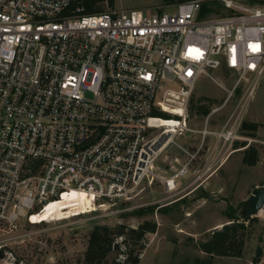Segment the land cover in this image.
<instances>
[{"label":"built area","instance_id":"2783aa9c","mask_svg":"<svg viewBox=\"0 0 264 264\" xmlns=\"http://www.w3.org/2000/svg\"><path fill=\"white\" fill-rule=\"evenodd\" d=\"M81 1L0 0V222L10 228L73 189L98 206L158 180L172 191L208 136L211 154L239 138L241 110L219 129L208 128L210 112L188 125L199 77L264 73V7L217 0L227 13L207 18L205 0L93 13ZM185 132L193 150L177 141ZM171 144L186 159L163 176Z\"/></svg>","mask_w":264,"mask_h":264},{"label":"rangeland","instance_id":"374dc122","mask_svg":"<svg viewBox=\"0 0 264 264\" xmlns=\"http://www.w3.org/2000/svg\"><path fill=\"white\" fill-rule=\"evenodd\" d=\"M180 1L115 0L113 6L142 8L148 12L168 11ZM234 1L264 7V1ZM203 2H212L211 6L218 9L204 17L227 13L217 0ZM251 86H254L253 92L247 97ZM198 104L210 108L209 129H219L231 115L241 110L239 138L222 149L217 146L212 154L211 150H206L207 157L203 161L197 157L192 159L187 173L177 178L176 188L172 191L165 190L158 180L152 186H146L130 202L116 201L98 206L92 198L75 195L64 202L69 210L60 219L54 216L43 221V209L39 213L30 211L33 220L20 218L15 228L0 222V264H80L88 234L95 225L113 227L124 223L136 227L144 220L154 221L156 230L145 234V245L135 264H208V260L210 264H264V206L252 216L250 223L245 221L248 225L243 232L245 241L240 257H210L199 248V243L218 228L216 225L220 228L229 222L225 212L230 207L231 212L240 217L243 203L253 187L264 182V73L242 75L227 68L209 69L199 77L191 91L188 125L192 128L201 127L205 118L196 112ZM194 135L185 132L177 137V141L193 150L197 145ZM212 138L207 137L204 148L209 147ZM248 147L256 150L258 160L255 165L243 161ZM166 153L158 160L159 173L163 176L171 172V165L179 167L186 159L174 144ZM175 156L179 163L174 161ZM213 156L217 158L213 160ZM206 165L210 166L207 171L204 170ZM138 209L143 212L137 213ZM120 240L117 237V241ZM257 246L262 248L263 254L260 261L254 263L252 258ZM125 258V253L112 251L106 261L107 264L113 261L132 264Z\"/></svg>","mask_w":264,"mask_h":264},{"label":"trees","instance_id":"16d2710c","mask_svg":"<svg viewBox=\"0 0 264 264\" xmlns=\"http://www.w3.org/2000/svg\"><path fill=\"white\" fill-rule=\"evenodd\" d=\"M114 3L115 0L81 1L84 13L102 11L107 7H113ZM211 3L203 2L201 4L200 15L218 12V9L212 7ZM209 111L210 108L206 105L198 104L196 106V112L201 116L207 115ZM257 160L254 148L248 147L245 149L243 161L246 164L255 165ZM141 211L143 212V210H136L137 213ZM225 215L229 222L223 223L220 228H214L208 237L199 243L200 250L206 252L210 257L214 255L240 257L242 255L245 241L243 232L248 225L245 224V221L250 223L252 217L240 218L231 212V207L229 211L225 212ZM155 230L156 223L152 220H144L136 227L124 223L113 227L95 225L88 234L86 249L80 264H107L106 258L112 251L125 253V261L135 264L138 261L140 250L145 245V234L155 232ZM117 237H120L121 240L117 241ZM262 254V248L257 246L252 262H259ZM207 263L210 264V260ZM112 264H119V262L113 261Z\"/></svg>","mask_w":264,"mask_h":264},{"label":"bare ground","instance_id":"6f19581e","mask_svg":"<svg viewBox=\"0 0 264 264\" xmlns=\"http://www.w3.org/2000/svg\"><path fill=\"white\" fill-rule=\"evenodd\" d=\"M75 195L93 199V195L86 193L84 190H74L73 189L70 192H66L62 194V196L59 197L58 199L50 201L44 208L45 211L43 212L42 220L49 221L52 215L57 217L56 219H60L62 216H65V212L67 211L69 206L67 207L66 205L67 203L65 204L64 202L66 201L68 197L75 196ZM30 219L33 220L32 216ZM219 226H220L219 224L216 225V227L218 228Z\"/></svg>","mask_w":264,"mask_h":264},{"label":"water","instance_id":"95a60500","mask_svg":"<svg viewBox=\"0 0 264 264\" xmlns=\"http://www.w3.org/2000/svg\"><path fill=\"white\" fill-rule=\"evenodd\" d=\"M264 206V185L253 187L249 197L244 201L240 218L256 215Z\"/></svg>","mask_w":264,"mask_h":264},{"label":"crops","instance_id":"0c3cea01","mask_svg":"<svg viewBox=\"0 0 264 264\" xmlns=\"http://www.w3.org/2000/svg\"><path fill=\"white\" fill-rule=\"evenodd\" d=\"M211 146V145H210ZM206 150H207V148H204V150L199 154V156L197 157L198 159H200V160H204L206 157H207V153H206ZM181 160H183V158H180ZM184 162V160L181 162V164ZM193 168H194V166H193ZM194 169H191V171H193ZM182 184V183H181ZM257 185H264V182H259V183H257ZM184 187H185V185H183L182 186V189H184ZM181 190V189H180ZM184 192H186V191H184ZM183 192V193H184Z\"/></svg>","mask_w":264,"mask_h":264}]
</instances>
